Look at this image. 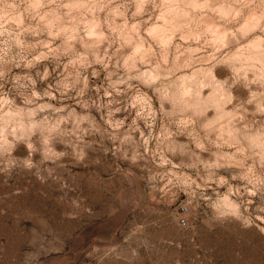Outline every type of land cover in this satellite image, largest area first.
I'll return each instance as SVG.
<instances>
[{
	"label": "rangeland",
	"instance_id": "rangeland-1",
	"mask_svg": "<svg viewBox=\"0 0 264 264\" xmlns=\"http://www.w3.org/2000/svg\"><path fill=\"white\" fill-rule=\"evenodd\" d=\"M86 2L29 0L37 7L22 17L19 36L0 34V264H264V138L255 145L245 139L264 132V87L233 84L227 61L237 46L264 40V4L198 0L210 5L198 16L215 37L174 43L200 48L205 39H223L227 47L217 55L225 61L219 67L212 46L196 54L211 61L206 86L197 92L206 116L196 117L190 111L181 116L169 101L162 106L159 83L110 88L114 61L107 69H87L82 96V84L63 91L69 57L51 51L63 37L49 33L68 26L69 9L58 5ZM129 23L139 24L144 47L158 54L148 34L163 23L158 11L149 7ZM225 79L233 99L224 110L236 118L227 130V117L206 130L201 125L217 117L213 107ZM138 95L150 100L154 115L135 102ZM40 104L52 108L31 119L10 115Z\"/></svg>",
	"mask_w": 264,
	"mask_h": 264
},
{
	"label": "clouds",
	"instance_id": "clouds-1",
	"mask_svg": "<svg viewBox=\"0 0 264 264\" xmlns=\"http://www.w3.org/2000/svg\"><path fill=\"white\" fill-rule=\"evenodd\" d=\"M260 3L264 4V0H260ZM35 7L37 5L29 3V0H0V29H3V33L0 34H7L10 38L16 39L19 36L17 29H20L23 23L22 17L30 18L29 14ZM58 7L69 9L68 26L61 27L55 33H49L53 38L63 37L60 48L51 51L69 57L68 64L65 66L64 79L60 82L63 91H68L76 84H82L83 88L78 92V95L82 96L87 88V78L83 75L87 69L93 64H101L107 69L109 62L114 61L113 70L108 71L107 74L108 85L113 90L119 91L118 86L121 84L132 88V81L149 87L159 83L155 91L159 94L162 106L165 101H169L172 103L174 111L181 116L189 111L196 117L206 116V111L200 110L197 92L198 90L202 92L203 87L206 86L204 80L210 74L208 65L211 61L205 55L197 56L196 54L203 48L212 46L214 51L211 60L216 61V67L223 66L225 61L217 60V55L227 45L223 39L219 41L205 39L200 48L176 45L174 41L178 38L185 44L190 41L199 43L201 38L207 36L208 33H212L215 37L216 33L213 28L204 22L202 16H198L199 10L210 7L208 3H201L198 0H87L86 3L60 4ZM149 7L157 10L159 19L163 21L162 24L155 25L148 30L149 36L156 41L160 49L158 54L151 47H144L145 41L140 37L139 24L129 23L130 20L135 21L137 17L143 16ZM243 7H247V5H243ZM73 9L77 10V14H72ZM80 9L85 11L81 12ZM211 11H218V9L211 8ZM101 13L105 14L103 18H101ZM223 15L227 16L228 13ZM232 15L235 19L240 15V11L237 10ZM117 18L120 19L119 23H117ZM22 30L31 31L32 35L37 34L32 29ZM237 31L243 36L248 35V32H244L243 28L237 29ZM230 34L233 37L236 35V33ZM77 44L80 45L81 50H77ZM114 45L116 47L109 55L108 49H112ZM170 49L174 50L171 60L169 59ZM227 61L229 62L228 71L233 77V84L243 80L246 82L245 87L257 83L264 87V40L245 47L237 46L229 54ZM29 66H31L30 63ZM121 69L123 75L119 74ZM211 74L215 78L214 72ZM93 75H99V73L93 72ZM227 83L228 80L225 79L218 89L219 103L213 107V110L218 113L217 117L215 120L201 125L206 130L211 129L212 124L224 121L226 117L229 119L224 123L222 129L227 130L228 125L236 118V113L224 110L226 105L232 103L233 99L224 87ZM36 95L38 94L34 92L33 96ZM255 95L256 93H253V97ZM134 100L136 103L143 101L141 109L144 104H147L148 114L154 115V112L151 111L150 100L142 95L136 96ZM30 102L26 101V103ZM3 103L10 102L4 100ZM47 108H52V106L40 104L30 110L18 109L10 115L15 117L23 115L31 119L37 111ZM52 110L57 113L63 111L60 108ZM260 111H264V108H260ZM167 114L173 115L174 113ZM180 123H191V120L181 119ZM30 126L34 127L35 124ZM262 138H264V132L259 133L256 137H245L253 145L256 140ZM27 166L31 167V164L28 163ZM216 207L218 208L219 205ZM229 207L233 210V214H237L236 206L229 205Z\"/></svg>",
	"mask_w": 264,
	"mask_h": 264
}]
</instances>
